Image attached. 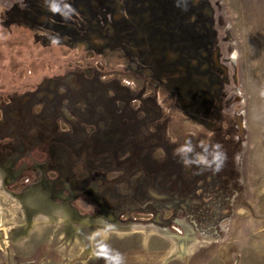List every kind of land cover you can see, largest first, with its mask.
I'll return each mask as SVG.
<instances>
[{
  "label": "rangeland",
  "instance_id": "rangeland-1",
  "mask_svg": "<svg viewBox=\"0 0 264 264\" xmlns=\"http://www.w3.org/2000/svg\"><path fill=\"white\" fill-rule=\"evenodd\" d=\"M0 264H264V0H0Z\"/></svg>",
  "mask_w": 264,
  "mask_h": 264
}]
</instances>
